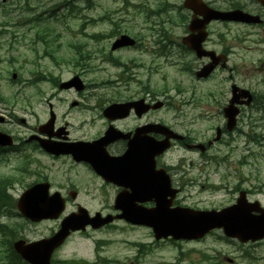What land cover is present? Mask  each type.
<instances>
[{
    "label": "rangeland",
    "instance_id": "1",
    "mask_svg": "<svg viewBox=\"0 0 264 264\" xmlns=\"http://www.w3.org/2000/svg\"><path fill=\"white\" fill-rule=\"evenodd\" d=\"M17 1L0 0V19L1 10ZM86 1L20 0L23 6L29 4V17L47 10L46 16L51 14V19L39 28L28 24L12 28L11 22L6 29L1 28L0 108L4 117L7 118V113L15 116L1 126L3 131L9 129L23 137L38 122L48 123L53 112L59 130L67 129L68 122L71 136L88 138L102 134L107 128V119L102 114L104 107L144 94L164 102L163 107L147 113V121H161L194 143H206L215 135L217 126L224 129L222 108L230 95L229 71H218L209 80L199 81L192 75L180 76L170 63L149 52L134 50L155 49L158 15H169L164 0H90L94 4L92 8ZM179 1L168 0V3ZM43 4L45 8H40ZM87 4L90 8H85ZM36 5L38 11L34 13ZM16 13L10 14L14 21L18 20ZM41 29L53 30L50 47L43 43L45 35L43 41L37 38L36 32ZM235 32L236 29H231L226 35L231 45L237 44L231 39ZM121 33L139 36L140 47L111 50L112 41ZM71 44L79 47L77 54L80 55L79 61L73 63L81 65H69L60 73L64 82L73 78L71 72L83 70L78 77L83 88L85 83L89 86L78 94L60 91L57 86L39 80L37 74L46 62L43 59L38 62L36 51L61 49L69 56ZM244 46L251 47V44ZM258 46L235 47L228 62V66L235 62L241 72L234 79L237 85L257 93L258 97L243 107L237 129L224 131L220 140L204 154L176 144L165 156L173 164L179 163L173 178L184 186L174 205L219 209L233 203L237 191L244 189L249 200H258L264 207V97H260L264 93V47L258 49ZM74 50L77 51L75 46ZM134 63L141 66H133ZM12 73H16L15 79L11 78ZM72 100H82V104L71 107ZM21 119L27 124L20 123ZM82 122L86 125L80 126ZM37 156L34 155L36 163L30 167L33 175L28 176L14 174L20 164L13 159H2L0 163L3 189L6 184L14 185L13 191L0 194V199L9 195L7 204L0 200V226H4L0 230V264H13L8 258L10 242L48 237L59 227L61 217L75 211L77 205L90 214L114 213L112 188L106 189L85 170H70L64 160ZM43 177L48 178L53 190L58 188L70 201L58 219L31 222L17 211L15 203L28 184ZM70 190L77 191L73 200L68 196ZM52 258V264L78 261H84L82 264H264V240L239 243L225 238L220 230L198 240H156L149 227L118 219L98 229L87 227L74 232Z\"/></svg>",
    "mask_w": 264,
    "mask_h": 264
},
{
    "label": "water",
    "instance_id": "2",
    "mask_svg": "<svg viewBox=\"0 0 264 264\" xmlns=\"http://www.w3.org/2000/svg\"><path fill=\"white\" fill-rule=\"evenodd\" d=\"M183 5L193 12L190 29L197 32L194 37L187 36L183 42L192 48L198 56H202L203 54L210 55L213 59L211 64L206 65L202 71L197 73L199 77L206 76L217 64L218 59L213 57V52L208 53L201 48L200 42L205 36V33L202 32L205 24L212 19L247 22H255V20L250 15L240 11L220 12L212 10L206 7L201 0H184ZM196 15H201L203 17L202 20H196ZM133 44L134 40L131 37L121 35L114 41L111 49ZM13 77H15V74ZM76 80V78L73 79L72 84L80 88V82ZM67 84L63 83L61 87H67ZM239 91V93H236L233 90L232 98L229 100L228 106L224 108L228 130H231L235 125V117L238 113V109L234 104H248L251 100L248 91ZM240 97H247V99L239 101ZM161 104V102H158L150 106L143 104L142 100L128 103H112L103 110V114L105 117L111 119L125 116L132 106L135 107L136 111L143 112L149 108H157ZM52 119L53 115H51V119L47 125L44 126L45 128L52 125ZM0 120H3L2 117H0ZM148 126L145 129H141V131L145 132L150 127V130L157 129L165 135L164 140L153 142L147 138L145 141L146 149L141 146L140 154L136 151L134 152V148H130L123 156L117 159L109 158L103 152L104 146L109 141L124 136L112 129V127L108 128L103 137L92 143L77 142L65 145L45 139H40L39 141L46 151L55 154L76 149L87 150L92 147H98L103 155L99 159L87 158V161L96 172L107 181L123 186L126 183L130 185V193L120 192L115 198L114 207L121 210V214L116 217L124 218L126 221L134 224H143L151 227L155 239L167 238L168 236L175 240L198 239L214 229H221L226 237L235 238L240 242L256 241L264 238V208L260 206L258 201L249 202L246 199L244 191L240 193L234 204L220 210H195L188 207H172L176 190L170 188L169 177L162 169L153 172L152 168L155 164L154 156L169 147V138L183 139V137L163 125H159L158 127L157 125H155L156 127ZM219 137L220 131L218 130L214 140L219 139ZM10 143V136L0 132V144ZM211 143L212 141L209 142V145ZM141 158L144 159L141 160ZM115 160H120L123 166L141 160L150 169L142 179L137 180L128 176L126 178H118L115 170H113L115 173H111V170H109L112 168L110 163ZM48 187V183H38L26 189L16 203L20 214L33 222L47 218H58L65 207L64 199L58 193L49 195ZM144 201H154L155 205L146 208L138 204ZM112 219V216L101 218L99 213L90 217L87 211L80 207L77 212L70 213L62 219L60 228L52 236L28 243L19 239L13 243V248L29 264H50L53 251L62 244L71 231L84 229L86 224H90L92 227H99Z\"/></svg>",
    "mask_w": 264,
    "mask_h": 264
},
{
    "label": "flooded vegetation",
    "instance_id": "3",
    "mask_svg": "<svg viewBox=\"0 0 264 264\" xmlns=\"http://www.w3.org/2000/svg\"><path fill=\"white\" fill-rule=\"evenodd\" d=\"M1 1L3 2L4 0ZM201 1L206 6L216 10H221L226 12L234 11V10L244 11L248 14H251L252 17L255 18L256 20V22L254 23H246L242 21L211 20L205 25L204 30H202V32L205 33V36L201 43L203 49L207 51H213L221 57H220L219 65H217L214 68L211 74H209L205 78H200V79L196 78V79L199 81L201 80L207 81L212 76H214L215 73L218 71H229L228 78L231 80L230 95L232 94L233 84H234L233 90H235L236 93H239V90H237L236 88H244V87L237 85L234 79L237 78L238 76H241V72L235 62H230L229 66H228V62L230 61V59H232V56L234 55L233 52L234 48L237 46H241L246 49H251L253 44L257 46L259 45L258 49L264 47V0H201ZM164 3L166 6L165 11H167L169 15H165V14L158 15L159 17L158 26L156 28L158 30V34L157 37L154 39L155 49H134V50L140 52L142 51L149 52L154 57H158L159 60H165L167 63H170L172 67H174L175 72L180 76L192 75L193 77H196L195 72L203 65L209 63L211 61V58L210 56H205L202 58L196 57L195 53L192 50H190L189 46L184 44L183 42V40L187 36L191 37L197 33L190 29V24L191 21L193 20V12L189 9L184 8L183 0H180L178 4L175 2L168 3V0H164ZM125 4H127L126 1ZM93 6L94 4H91V8ZM175 13L176 15L174 16ZM5 18L7 19V17ZM5 18L3 15H1L0 28L2 25L1 21L4 19L6 22ZM195 18L196 20H200L201 15H196ZM7 24L8 23H6V25ZM231 29H236V32L233 34V37L231 38L234 40V43H237L236 45H231V43L226 39V35L231 31ZM113 30L114 29H112V31ZM121 34H119L118 36H120ZM130 36L135 39V44L131 47L139 48L141 45L140 37L137 35H130ZM116 38L114 40H116ZM114 40L112 41V43L114 42ZM192 42L194 41L192 40ZM246 43H250L251 47L249 46L245 47L244 44ZM60 50L61 49H40V51H36V53L39 54L36 57L38 62L41 59L45 60L46 62V65L40 66L39 70L37 71V74L40 76L38 79L43 80L42 82L51 83V84L54 83V86L55 85L58 86L62 82L61 73H60L61 70H64L69 65L80 67L81 63L74 64L79 61L80 55L77 54L78 49L77 51L74 49H70L71 55L69 56H65L64 52ZM75 58H77V60H75ZM223 59L226 60V65L224 67L220 65ZM47 63L51 65L55 73L49 71V66ZM135 65L141 66V64H137V63H134L133 66ZM232 65H234V67H232ZM82 71L83 70L81 69L75 72H71V77L75 75L78 76L82 75ZM88 86L89 85L85 83L84 88L82 89H85ZM58 89H60L59 86ZM60 91H70L76 94L80 93L78 92L80 90H76L74 87L60 89ZM251 95L253 100L255 98L256 99L258 98L257 93L252 92ZM138 96L139 97L127 101L142 99L144 100V102H148L149 104H152L157 100V99H152L150 96H147L146 94L138 95ZM261 96H264V93H261ZM81 102L82 100L81 101L72 100L70 106L71 107L79 106L82 104ZM49 106H51V104ZM154 110L156 109L137 112L136 109L132 107L128 110L125 116L117 117L110 120L107 119L106 126L107 127L113 126L117 130H119L124 136L119 137L115 139L113 142L111 141L109 144H107V146L103 149L104 154L109 158L117 159L123 156L130 148H134L135 149L134 152L136 151L137 153L140 154L141 148L139 147V141L142 138H146V136H149L155 141L162 140L164 138V135H162L160 132L153 131L146 133L141 131V129L146 128L147 124H155V123L163 124L161 121L146 120L147 113ZM0 115H4L3 110L1 108H0ZM12 117L15 116L12 113H7V118L5 117L4 120L0 121V131H3L1 129V126L9 123ZM18 119L19 118H16V121H18ZM132 120L135 122L132 123V125H130V123L128 122ZM20 123L26 125L27 121L24 119L23 121H20ZM56 123H57V117L53 121V126L48 129L44 127L46 123L38 122L33 127L31 126L32 129L30 130V132L23 137H18L19 135L16 134V132L6 129V132L11 133L14 144L10 146L0 145V163L2 162V159H5L4 161H10V159H13L16 163L20 164L17 168H15L14 174L16 175L18 173L20 176L23 175L28 176V175H33L32 169L30 167L34 163H36V160L34 159V155L37 154L40 157L47 158L50 160L60 159V160H64L68 164L70 170H73L75 168L82 169L83 172L85 170L87 175H89L96 181H100L103 184V187H105L106 189L112 188L113 194L115 196L118 192L122 190L126 192H130V185L118 186L114 183L106 181L102 176L97 174L94 171V169L90 166V164L87 162V158L89 157L94 159H99V157L103 155V153L98 149V147H92L87 150L76 149L73 151L62 152L60 154H52L44 150L40 146L38 140V138H51L52 140L63 143L65 145H67L66 143H74L78 141L92 142L98 140V138L102 136V134L106 129L102 131V134H96L95 136H91L88 138L73 137L70 135V129H69L70 125L68 122L67 123L66 121L64 122V124L65 123L67 124V129L65 130H59V127L55 126ZM83 125H86V123L82 122L80 124V126ZM208 141L209 139H207V142ZM171 143H172L171 144L172 147L175 146L176 144L187 147L188 144L194 143V141L190 140V138H188L187 135H185L184 140L182 141L172 140ZM143 146L146 148L145 143L143 144ZM168 151L169 149H167L166 151L162 152L161 154L155 157V165L152 168V171L156 172L155 170L163 168L167 173V175L169 176L171 188L172 189L175 188L177 190L176 196H179V194L183 191L182 188H184V186L181 185L180 181L179 182L175 181L173 178L174 171L177 170L179 163L173 164L169 160L165 159V156L167 155ZM206 152L207 150L206 151L203 150L201 152L199 150V153L201 154H204ZM74 156L76 158H74ZM142 159L144 158H141V160ZM141 160L139 162L128 163L127 165L124 166L121 164L120 160H115L110 163L112 168L109 170H111V173H115L113 171L115 170L117 172L118 178L121 177L126 178L128 176L130 178L133 177V179H137V180L142 179L147 175V171L150 168ZM108 174L111 176L109 172ZM14 179L17 178L14 177ZM1 180L2 178L0 179V194H3L4 191L6 192L13 191L14 185L10 186V183L6 184L5 188L3 189V184ZM42 181H48V178L43 177L40 180L39 179L35 180L30 184H28L26 188L36 182H42ZM92 187H95V185H92ZM54 191L60 192L58 188L53 190L51 185L50 192H54ZM72 195L76 197L77 191L76 190L68 191V196L71 197L70 198L71 200L74 199L72 198ZM64 197L66 198L67 202L70 201L68 200V197L66 196ZM144 205L147 207L152 206L151 202H145ZM78 206L79 205H77L76 209L78 208ZM112 209H114V205L112 206ZM115 214L117 215L116 211H114L113 215ZM88 227L91 228L90 226Z\"/></svg>",
    "mask_w": 264,
    "mask_h": 264
},
{
    "label": "trees",
    "instance_id": "4",
    "mask_svg": "<svg viewBox=\"0 0 264 264\" xmlns=\"http://www.w3.org/2000/svg\"><path fill=\"white\" fill-rule=\"evenodd\" d=\"M29 7V4H26L24 7H23V10H24V12H23V16L21 15V7L18 9L19 10V17L21 18L22 17V20L19 22V24L20 25H23V24H28L29 22H31L29 25L31 26V27H36V28H39V26H40V24H44V23H46L47 22V20H44V19H38V16H39V14H36L35 15V17L34 18H31V17H29V14H28V12L25 10V9H27ZM27 16V17H26ZM39 31V32H38ZM37 32H36V36H37V38L39 39V40H42V39H44V36L43 35H45L46 36V40L44 39V41H43V43L46 45V46H48V47H50L51 46V44H50V41H51V38H50V35L53 33V30H49V29H41V30H38ZM39 33H41V35L39 34ZM49 37V39L47 40V38ZM74 46L77 48V49H79V47L78 46H76V44H71L69 47L70 48H72V49H74ZM51 49H53V48H51ZM9 199V195H4L3 196V198L2 199H0L1 201H3V203L4 204H7L6 203V201ZM4 229V226H0V230H3ZM8 233L9 234H12V231L11 230H8ZM8 258L10 259V260H12L13 261V264H27L24 260H22L14 251H13V249H12V245H11V242H10V244H9V249H8Z\"/></svg>",
    "mask_w": 264,
    "mask_h": 264
}]
</instances>
